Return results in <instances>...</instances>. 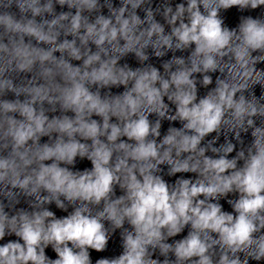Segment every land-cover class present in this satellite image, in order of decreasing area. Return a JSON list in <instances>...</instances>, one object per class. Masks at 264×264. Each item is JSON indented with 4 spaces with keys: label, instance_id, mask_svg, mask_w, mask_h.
Masks as SVG:
<instances>
[{
    "label": "clouds",
    "instance_id": "clouds-1",
    "mask_svg": "<svg viewBox=\"0 0 264 264\" xmlns=\"http://www.w3.org/2000/svg\"><path fill=\"white\" fill-rule=\"evenodd\" d=\"M0 264H264V0H0Z\"/></svg>",
    "mask_w": 264,
    "mask_h": 264
}]
</instances>
